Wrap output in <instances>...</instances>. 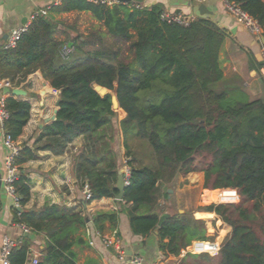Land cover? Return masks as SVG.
Instances as JSON below:
<instances>
[{
  "label": "trees",
  "instance_id": "trees-1",
  "mask_svg": "<svg viewBox=\"0 0 264 264\" xmlns=\"http://www.w3.org/2000/svg\"><path fill=\"white\" fill-rule=\"evenodd\" d=\"M227 2L264 30L262 0ZM54 11L89 12L100 27L82 41L75 37L65 43L53 37L57 24L41 16L14 48L0 46V82L17 88L38 70L58 92L55 119L36 139L34 151L61 156L82 138V151L74 162L77 181L88 186L92 200L113 198L118 194L119 168L111 127L119 111L118 131L130 169L121 202L129 206L123 211L131 233L146 237L156 231L159 252L164 258H179V264L187 258L192 264H264V98L249 101L235 84L224 83L219 59L224 32L202 18L186 26L164 22L159 6L108 8L86 0H63ZM105 38L114 42L115 49L106 46ZM65 44L73 48L66 60L61 57ZM95 87L107 94L101 96ZM113 96L117 110L112 107ZM5 108L9 114L5 131L17 141L31 106L7 97ZM133 142L145 145L146 163L133 152ZM34 151L21 148L15 160L19 178L14 190L20 208L30 200L29 181L21 166L35 159ZM197 172L203 174V203H215L213 195L219 203L235 201L230 190L237 192L239 202L200 206L197 212L205 214L196 216L204 219L167 213L160 200H167L168 189L177 177ZM165 214L168 217L158 227ZM215 220L229 228L222 241L219 236L212 242H220L218 253H190L193 243L212 241L206 225ZM15 222L45 238L38 264H77L72 248L83 243L75 236L85 226L80 213L46 205L16 213ZM106 223L116 228L118 213L100 214L92 222L99 234ZM30 246L26 238L11 253L10 264H25ZM206 248L213 251L211 245ZM197 250L205 247L199 245Z\"/></svg>",
  "mask_w": 264,
  "mask_h": 264
},
{
  "label": "crops",
  "instance_id": "crops-1",
  "mask_svg": "<svg viewBox=\"0 0 264 264\" xmlns=\"http://www.w3.org/2000/svg\"><path fill=\"white\" fill-rule=\"evenodd\" d=\"M86 1L90 3L89 0ZM62 2L63 0H0V46L4 45L12 29L27 23L34 12L44 9L48 10L46 17L57 24L53 37L58 41L69 43L76 33L86 34L90 27L99 29L100 24L89 12H55L54 8L60 6ZM262 2L264 3V0ZM127 4H139L141 8L145 9L159 6L163 12L180 14L192 21L202 18L213 22L225 35L219 56L224 83L235 84L245 93L249 101L264 98H262V92L264 93V50L262 47L264 30H260L258 34L249 33L228 11L226 0H143L140 3ZM200 5H204L208 13L200 15L198 11ZM252 66H256V68ZM4 83L6 81L0 82L1 95L5 98L12 97L18 101L28 102L31 106L29 121L16 143L21 148L27 147L34 151L36 139L42 130L54 121L55 112L58 110V92L50 87L38 70L28 75L17 88H11L8 83V86H4ZM6 87L20 89L23 94L20 96L5 94L4 88ZM3 137L4 132L0 128V246L4 237L22 240V242L28 238L31 246L25 264H31V255L40 253L45 245V238L43 235L31 233L29 229L17 224L15 214L22 211L40 210L46 205H56L74 209L85 219V226L79 228L75 233V236L82 238L83 243L75 244L72 248L77 264H126L119 262L115 252L104 246L100 235L114 237L127 258L140 256L143 259V264H152L157 260L162 264H175L173 261L177 258L166 259L159 252L156 231L146 237L131 233L128 217L123 211L129 207L128 205L115 200L114 197L96 199L91 202L85 201L84 187L80 181H77L74 173L75 159L81 154L83 147L82 138L75 139L61 156H54L48 151H34L35 159L21 166L22 173L29 181L30 200L23 208H17L1 182L6 173L4 159L7 154L3 145ZM121 143V135L119 137L116 135L114 151L118 158L119 173L124 167ZM175 181L179 183L182 181V177H177ZM169 190L171 192L168 193L167 200H160V205L166 207L167 213L170 214L172 213L169 211L171 202L175 197L179 198L185 190H181L179 185L177 189L172 187ZM230 191L234 192L235 201L238 200L237 192ZM213 196L212 201L217 202ZM179 202L178 199L177 203ZM196 209L187 212L185 208L183 210L178 208L177 211L192 214L195 219H204L197 217L196 213H205L197 212ZM111 213H118L116 228L112 229L109 223H106L103 234H99L93 227V219L100 214ZM199 245L204 246L205 249L211 245L213 247L211 253L217 250L214 243L194 244L196 254L207 252L206 250H197Z\"/></svg>",
  "mask_w": 264,
  "mask_h": 264
},
{
  "label": "built area",
  "instance_id": "built-area-1",
  "mask_svg": "<svg viewBox=\"0 0 264 264\" xmlns=\"http://www.w3.org/2000/svg\"><path fill=\"white\" fill-rule=\"evenodd\" d=\"M90 3L96 4V5H102L108 8H111L117 4H120L116 0H89ZM198 1H204V0H198ZM129 8L132 9H142L139 4H125ZM226 5L228 11L233 14L238 21L242 24V26L251 34H258L260 29L257 26L256 22L253 21L249 16H247L245 13L241 12L236 6L229 4L226 0ZM48 14V10H39L33 13L30 20L15 28L12 29L9 32L8 38L6 42L3 45L4 49H12L15 47L16 43L20 39L21 35L24 34L32 21L36 19L37 17H46ZM161 20L167 23H175L178 25L186 26L188 25L192 20L189 18L180 15V14H171L167 12H162L160 16ZM73 53V48L67 44H65L61 49V57L66 60L68 57ZM264 62V58H263ZM4 86H8L7 83H4ZM8 112L5 108V97L0 94V128L4 132L3 137V145L5 149L7 150V154L4 159V167H5V176L2 178L1 182L3 183L4 189L7 192V194L13 199L14 205L18 208V201L19 198L15 194L14 190V184L19 178V171L18 167L16 166L15 160L18 156V154L21 151V147L14 141L11 136L5 131L4 123L8 119ZM122 176H123V182L124 186L127 187L129 185V179H130V169L127 165V160H124V167L122 169ZM84 195H85V201L91 202L92 196L91 192L87 185H84ZM24 227V226H23ZM26 228V227H24ZM28 231V230H27ZM101 241L104 244L106 248H111L118 259L119 262L126 263V264H143V259L140 256H131L130 258H127L124 254L123 250L119 247L118 241L114 237L109 236H103L100 235ZM23 242L22 240H13L9 237H4L0 246V263L1 264H10L9 257L11 253L14 250L19 249L22 246ZM194 244H202L195 242L191 246L190 253L196 254L194 251ZM216 245V243H214ZM217 250L213 253L214 255L218 253L219 251V245H216ZM207 253H211L210 251H207ZM201 254V253H198ZM41 259L40 253H33L30 257V263L31 264H38ZM152 264H162L161 261L157 260L154 261Z\"/></svg>",
  "mask_w": 264,
  "mask_h": 264
},
{
  "label": "rangeland",
  "instance_id": "rangeland-1",
  "mask_svg": "<svg viewBox=\"0 0 264 264\" xmlns=\"http://www.w3.org/2000/svg\"><path fill=\"white\" fill-rule=\"evenodd\" d=\"M96 28H89L88 31H86V34H82V33H76L74 34V38L72 39H76L77 37L80 38V40H84L89 34L96 32ZM76 37V38H75ZM74 41V40H73ZM105 44L107 47H112V49H115L114 42L112 40H110L109 38H105L104 39ZM124 48V47H123ZM87 49H91L90 47H87ZM122 54L125 56L126 54V50L123 49L122 50ZM264 97V93L262 92V98ZM122 118V114L121 112L118 111V115H117V119H114L112 121V127L111 129L114 130L115 135H117V137L120 136V133L118 131V121ZM112 131V130H111ZM145 145L143 143L140 142H133L131 143V148L133 150V152L137 153L139 155V160L142 159L143 162H147L146 157L148 156V153L146 152V149L144 147ZM123 149V148H122ZM123 154H124V160H128L127 158H125V150L123 149ZM142 155V156H141ZM207 161H209L210 159L207 158ZM202 161V159H199L198 162ZM199 176V178H198ZM190 177V178H189ZM203 174L202 173H193L191 174V176H186V177H182V181L178 182H174L172 187L174 189H177V186L179 185L181 190H185L184 193H181L179 198H174V200L171 202L170 206H169V211L170 212H174L177 211L178 208L183 210V208H185V211L187 212H192L193 210H195L196 208L200 207V206H206L209 204H237L240 200L238 194H237V199L236 201H232V202H224V203H203L201 197L202 194L204 192L202 186H203ZM188 188V189H187ZM176 196V195H175ZM179 199V203H177V200ZM197 210V209H196ZM263 212H264V208H263ZM210 224H207V233L208 236L210 238H212L209 241H211L210 243H212L213 241L218 240V237L220 236V240L222 241L225 236L227 235V231L229 230V228H227V226L223 225L220 222L215 221H210L208 222ZM216 242V241H215ZM220 245V242H219ZM220 247V246H219ZM206 251H209L207 248L205 249ZM206 254L210 255V256H214L213 253H207ZM216 255V254H215ZM173 257H168L166 259H171ZM175 264H179L180 263V259H176L173 261ZM194 263V261H192L190 258H187L185 264H192Z\"/></svg>",
  "mask_w": 264,
  "mask_h": 264
},
{
  "label": "water",
  "instance_id": "water-1",
  "mask_svg": "<svg viewBox=\"0 0 264 264\" xmlns=\"http://www.w3.org/2000/svg\"><path fill=\"white\" fill-rule=\"evenodd\" d=\"M116 1L121 3V4H127V3H132V2L140 3L143 0H116ZM198 11H199L200 15H204V14L208 13L204 5H200L198 8ZM95 90L101 96H104L105 94H107V91L103 88L95 87ZM4 93L5 94H11L13 96H20L23 94L22 90H20V89H10L8 87L4 88ZM58 104H59V102L57 103V106H58ZM112 107H113V110H117V108H118V103H117L116 98L114 96L112 97ZM56 113H57V111L55 112V115H56ZM53 119H55V117ZM115 189L118 191V194L114 196V199L117 201H122L123 191L125 189L122 172H120L117 176ZM170 192H171V190L168 191V193H170ZM167 217H168V215L165 214L159 218L158 227H160L162 225V223L164 222V220Z\"/></svg>",
  "mask_w": 264,
  "mask_h": 264
}]
</instances>
